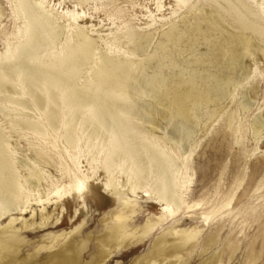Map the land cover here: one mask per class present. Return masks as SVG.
I'll return each instance as SVG.
<instances>
[{
    "label": "bare ground",
    "instance_id": "obj_1",
    "mask_svg": "<svg viewBox=\"0 0 264 264\" xmlns=\"http://www.w3.org/2000/svg\"><path fill=\"white\" fill-rule=\"evenodd\" d=\"M144 1L161 28H119L99 35L100 45L95 27L80 26L79 14L55 15L44 1L9 0L27 22L0 57V113L9 119L7 126L0 119V221L31 209L33 201L42 203V193L46 202L84 196L91 178L66 148L44 139L61 135L73 144L82 131L108 139V187L116 189L114 173L125 163L137 184L151 181V193L171 217L191 208L185 200L187 164L178 177L181 165L152 140L170 137L186 149L198 127L222 118L237 96L238 107L250 109L258 95L251 83L253 60L264 59V0ZM2 15L0 8V22ZM251 127L259 137L264 115ZM15 134L38 142L28 160L18 158ZM47 167L59 175H44ZM1 255L0 249V264Z\"/></svg>",
    "mask_w": 264,
    "mask_h": 264
},
{
    "label": "rangeland",
    "instance_id": "obj_2",
    "mask_svg": "<svg viewBox=\"0 0 264 264\" xmlns=\"http://www.w3.org/2000/svg\"><path fill=\"white\" fill-rule=\"evenodd\" d=\"M38 1L46 2L55 15L79 14L80 26L96 28L93 38L100 45L99 35L115 34L119 28H161L147 12L146 6H153L144 0ZM0 8V57H5L27 21L9 0H0ZM107 42L118 45L112 39ZM262 58L253 60L251 83L258 87V95L249 101L248 111L238 107L241 95L237 96L236 106L230 103L222 118L197 128L187 150L170 137L152 140L181 165L178 177L184 176L182 166L187 164L185 200L191 208L171 217L164 202L151 193V181L137 184L125 163L114 173L116 189L108 187L112 178L104 165L108 139L102 134L82 131L80 141L73 144L61 135L44 138L66 148L91 178V186L77 199L53 197L46 202L42 193V203L33 201L31 209L4 216L1 263L64 264L72 257L73 264H264V129L256 137L251 127L258 114L264 115ZM89 69L82 83L89 79ZM244 87L248 84L240 91ZM8 122L4 119L2 124ZM18 135L11 139L18 158H31L38 142L30 134ZM49 171L59 175L54 167H47L44 175Z\"/></svg>",
    "mask_w": 264,
    "mask_h": 264
}]
</instances>
